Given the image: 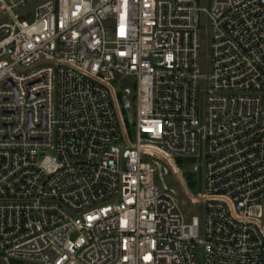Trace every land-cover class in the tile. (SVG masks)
<instances>
[{
    "label": "built area",
    "instance_id": "2783aa9c",
    "mask_svg": "<svg viewBox=\"0 0 264 264\" xmlns=\"http://www.w3.org/2000/svg\"><path fill=\"white\" fill-rule=\"evenodd\" d=\"M202 2L0 0V264H264V0Z\"/></svg>",
    "mask_w": 264,
    "mask_h": 264
},
{
    "label": "rangeland",
    "instance_id": "374dc122",
    "mask_svg": "<svg viewBox=\"0 0 264 264\" xmlns=\"http://www.w3.org/2000/svg\"><path fill=\"white\" fill-rule=\"evenodd\" d=\"M201 7L206 8V0H202ZM44 1L35 3L33 5H30L22 10L19 11V14L24 17L27 21H32L34 19V14L36 8L41 5ZM0 23H3V20L0 21ZM199 27L201 30L202 35V45L204 49V54L201 61V67L205 74H208L210 72V25L209 21L205 14L199 15ZM208 84L203 83L201 85V91H202V98H201V110L204 109V98L205 93L207 92ZM133 106V103H132ZM156 160L160 161L167 169L168 173L165 175V182L168 186H176L179 190V192L186 196V190L184 185L187 187V190L192 196L193 200H200L202 196V190H203V174L202 172L194 174L192 172L194 166L201 167L203 164V154L202 159L200 160V157H195L193 159H189L186 162H182L180 165V160H174L172 163L169 161L160 158L155 157ZM191 177H188V175H191ZM193 202V208L195 215L199 218L200 221L203 220V209L202 204L196 203V201Z\"/></svg>",
    "mask_w": 264,
    "mask_h": 264
},
{
    "label": "water",
    "instance_id": "95a60500",
    "mask_svg": "<svg viewBox=\"0 0 264 264\" xmlns=\"http://www.w3.org/2000/svg\"><path fill=\"white\" fill-rule=\"evenodd\" d=\"M121 86L123 88L122 98H121L123 110L126 115L127 123L129 125H132L134 121V116H133L132 104L130 101V97L132 94L131 84L127 81H124L122 82ZM155 164L157 165L158 170H159L158 178L161 182L162 189L172 193L178 199V201L180 202L182 207L186 210V212L188 214H191L192 213L191 203H189L182 197L177 187L175 186L167 187L166 186L165 181H164V175L166 174V170L161 164L159 163H155Z\"/></svg>",
    "mask_w": 264,
    "mask_h": 264
}]
</instances>
